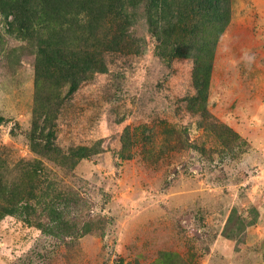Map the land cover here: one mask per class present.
<instances>
[{
	"label": "rangeland",
	"instance_id": "obj_1",
	"mask_svg": "<svg viewBox=\"0 0 264 264\" xmlns=\"http://www.w3.org/2000/svg\"><path fill=\"white\" fill-rule=\"evenodd\" d=\"M149 5L127 6L105 72L68 98L48 87L66 99L57 145L94 149L72 169L31 150L35 47L0 13V173L30 181L39 159L65 217L95 227L65 239L0 213V264H165L166 252L176 264H264V0H229L206 112L193 102L196 45L168 37ZM103 30L119 33L114 20Z\"/></svg>",
	"mask_w": 264,
	"mask_h": 264
},
{
	"label": "trees",
	"instance_id": "obj_2",
	"mask_svg": "<svg viewBox=\"0 0 264 264\" xmlns=\"http://www.w3.org/2000/svg\"><path fill=\"white\" fill-rule=\"evenodd\" d=\"M143 1L149 2V13L158 19L168 37L186 42L192 49L196 45L193 85L197 92L193 102L206 112L214 54L228 23L229 0H0V13L7 22L8 33L32 42L35 47V106L30 145L38 158L63 166L71 164L72 169L75 162L94 152L88 147L65 152L57 145V120L66 99H62L60 91L54 93L48 87L67 86L68 98L88 76L105 72L103 52L120 51L122 33L131 24L127 6ZM112 20L119 33L105 40L104 26ZM40 165L39 159L29 164L31 175L27 182L11 181L0 173V213L24 216L27 223L41 231L65 239L92 233L93 221L77 226L70 217H65L70 205H64L62 196L55 193L59 189L56 182L45 181L48 178ZM73 198L72 203L80 204L76 196ZM163 257L165 264L177 263L172 253H163Z\"/></svg>",
	"mask_w": 264,
	"mask_h": 264
}]
</instances>
